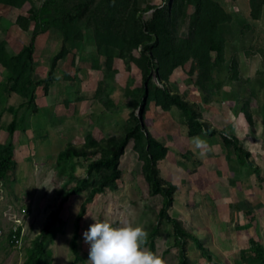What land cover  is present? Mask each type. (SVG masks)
Here are the masks:
<instances>
[{
  "label": "rangeland",
  "instance_id": "obj_1",
  "mask_svg": "<svg viewBox=\"0 0 264 264\" xmlns=\"http://www.w3.org/2000/svg\"><path fill=\"white\" fill-rule=\"evenodd\" d=\"M44 1L22 0L21 10L0 7V45L3 43L8 54L17 55L35 37L30 73L32 80L38 81L31 101L30 88L13 84L0 67V144L12 143L16 163L15 170L0 179V264H24L26 248L34 245L38 235L42 238L48 217L59 206V221L51 223L45 233L54 237L52 241L45 237L51 251L47 264L72 263L76 231L79 256L75 264H86L89 246L82 233L95 220L113 226L140 225L148 236L159 226L155 253L165 264H180L182 248L172 224L158 218L162 197L150 194L133 141L120 161L121 178L95 196L79 230L77 216L89 188L62 201L73 182L68 185L57 170L58 151L68 142L83 143L91 122L95 123V138L101 140L123 134L135 116L168 148L159 168L163 179L177 186L169 214L201 238L199 243L188 240L184 250L187 264H251L240 259L241 251L250 247L249 240L253 238L264 248V0H216L230 17L220 26L225 40L223 62L216 66V55L212 54L214 67L204 74L203 67L190 60L170 77L172 90L194 103L202 120L216 129L214 134L197 135L188 133L186 118L177 107L163 110L152 98L144 104L138 101L143 74L139 62L118 61L116 48L97 44L94 27L89 25H95V18L88 16L92 13L82 16L87 26L75 42L63 44V33L55 27L41 32L36 20L28 30H22L17 17H32V10L42 14ZM94 2V10L109 19L105 26L115 30L114 19L133 14V7L157 6L163 0ZM98 5L102 7L98 9ZM151 11L142 12L145 21L152 16ZM194 11L191 7L190 12ZM62 46H66V53L57 60L53 79L44 81L50 77L53 59ZM108 56L115 58L110 66L104 64ZM152 75L163 88L155 69ZM15 115L17 127L9 132ZM195 136L206 143L194 150L190 140ZM236 145L246 150L253 165L240 163ZM76 161L77 177L88 176L90 160ZM14 220L25 235L21 247L6 241Z\"/></svg>",
  "mask_w": 264,
  "mask_h": 264
},
{
  "label": "trees",
  "instance_id": "obj_2",
  "mask_svg": "<svg viewBox=\"0 0 264 264\" xmlns=\"http://www.w3.org/2000/svg\"><path fill=\"white\" fill-rule=\"evenodd\" d=\"M21 1L0 0V7L21 10L24 8ZM98 6V9L102 7ZM122 7L127 6L122 5ZM191 7L195 8L193 13L190 12ZM94 9V0H45L42 5V14L39 15L32 10V17L18 16L16 23L24 31L28 30L29 24L35 20L40 22L41 32L46 28L55 27L63 33L62 40L65 44L68 41L75 42L82 36L83 30L87 26L83 25L82 16L92 13L88 16L95 18V25H89L94 27L97 44L116 48L119 51L116 56L118 61L122 59L124 62H130V60L139 62L143 74L142 91L138 96V101L140 100L144 104L148 98H152L163 110H169L175 106L185 116L189 134L197 135L200 132L214 134L216 129L209 122L202 120L195 104L184 100L178 92L172 90L170 77L177 69H183L190 60L194 66L196 64L203 67L204 74H208L213 69V63L216 62V66H218L223 62L225 40L222 37L220 26L228 22L230 17L222 5L216 0H163V3L157 6H147L144 9L133 7L130 10L133 14L123 15L121 19H114L115 25L118 26V29L115 30L109 25L105 26L109 19ZM149 10H152L150 13L152 16L148 21H145L141 14L143 11ZM178 28L181 30L178 31ZM34 40L35 37L31 44L25 46L17 55L8 54L3 43L0 45V67L5 70V75L9 80H12L13 84H17L23 89L30 88L28 97L31 101L35 98L34 90L38 85V81L32 80L30 73L33 71L35 55ZM139 47H141L140 50ZM65 53L66 46H62L53 59L54 63H52L49 72L50 77L44 81L53 79L56 62ZM212 54L216 55L215 62L211 60ZM114 59V57L108 56L104 60V64L110 66ZM153 69L156 70V76L163 84V88L153 81ZM20 95L26 96L27 94L21 93ZM141 109L142 115H144L145 108L141 107ZM22 119L20 123L23 121ZM17 121L18 118L15 115L8 126L9 132L15 130ZM94 128L95 123L91 122L90 133L85 135L84 142L81 144L68 142L58 151L56 157L59 174L66 177L65 181L68 185L73 182V186L63 194V202L73 195L81 193L85 188H89L77 216V229H80V222L88 214V207L95 196L112 187L121 178L120 161L129 142L133 141V148L139 153V159L143 162L142 169L150 194L162 197L158 218L160 222L165 220L172 224L176 242L182 248L179 251L180 264H187L184 250L188 240L192 239L199 243L201 238L195 235L185 223L169 214V209L175 201L177 186L165 181L160 172L159 163L167 155V146L159 138L154 137L136 116L133 122L125 127L121 135H110L108 138L98 140L95 138ZM234 149L235 155L239 157L242 165H253L248 160L250 155L244 148L236 145ZM89 156H92L91 159L88 158ZM79 158L90 160L87 165L88 176L85 174V176L77 177L76 159ZM15 165L12 143L0 144V179L12 173L15 170ZM99 176L100 178L96 180ZM60 209L59 206L58 210L52 212L48 217V223L41 234L42 238L38 235L34 240V245L26 248L24 264H47V258L50 257L51 251L47 249L45 237L49 241H52L54 237L52 234L45 235V233L51 227V223L59 221ZM159 230V226H154L148 236V246L153 252H155V238ZM21 236L25 240L23 230L19 227L18 231H11L7 234L6 241L10 246L17 247L18 244V247H21L22 243L15 242L16 237ZM249 241L250 247L247 251H241L240 259L245 262L252 261L251 264H264V248L261 243L253 238ZM77 243L78 234L76 231L72 241V252L75 254V259L71 264H75L79 256Z\"/></svg>",
  "mask_w": 264,
  "mask_h": 264
},
{
  "label": "clouds",
  "instance_id": "obj_3",
  "mask_svg": "<svg viewBox=\"0 0 264 264\" xmlns=\"http://www.w3.org/2000/svg\"><path fill=\"white\" fill-rule=\"evenodd\" d=\"M190 143L195 150L206 142L195 136ZM82 235L89 246L86 264H165L161 256L146 247L148 232L140 225L113 226L108 221L95 220Z\"/></svg>",
  "mask_w": 264,
  "mask_h": 264
},
{
  "label": "built area",
  "instance_id": "obj_4",
  "mask_svg": "<svg viewBox=\"0 0 264 264\" xmlns=\"http://www.w3.org/2000/svg\"><path fill=\"white\" fill-rule=\"evenodd\" d=\"M23 212H25L26 213V209L25 208H23ZM11 231H14V232H16V231H18V229H19V227H20V223H18V220L17 221H15L14 220V223H12L11 224ZM10 231V232H11ZM21 241H22V236L21 237H16V239H15V242L16 243H21ZM12 242H14V241H12Z\"/></svg>",
  "mask_w": 264,
  "mask_h": 264
}]
</instances>
